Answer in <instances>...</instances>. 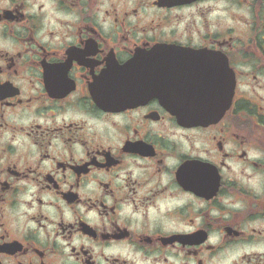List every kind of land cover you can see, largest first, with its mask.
Masks as SVG:
<instances>
[{
    "label": "flooded vegetation",
    "instance_id": "1",
    "mask_svg": "<svg viewBox=\"0 0 264 264\" xmlns=\"http://www.w3.org/2000/svg\"><path fill=\"white\" fill-rule=\"evenodd\" d=\"M0 264H264V0H0Z\"/></svg>",
    "mask_w": 264,
    "mask_h": 264
},
{
    "label": "water",
    "instance_id": "2",
    "mask_svg": "<svg viewBox=\"0 0 264 264\" xmlns=\"http://www.w3.org/2000/svg\"><path fill=\"white\" fill-rule=\"evenodd\" d=\"M174 53L161 54V49H153L150 53H141V64L144 63V71L141 72V89L145 91L141 92V99H148L153 97L154 91L161 87V82L168 77L169 73L173 74V89L178 84L180 93L177 94V99L185 100L186 103H182L177 100L178 104H184L188 106L187 110L183 108L176 110V115L182 117L181 121H194L203 123L213 119H217L223 114V111L213 112L205 109V96L199 95L196 91H190L189 84L193 81L191 72L186 64H182L185 54L178 53V58H174ZM145 60V61H144ZM148 60H153L149 62ZM176 74V75H175ZM145 83V85H142ZM168 87V86H167ZM168 99V105L171 106V102Z\"/></svg>",
    "mask_w": 264,
    "mask_h": 264
}]
</instances>
